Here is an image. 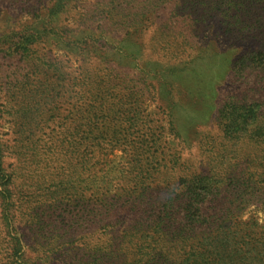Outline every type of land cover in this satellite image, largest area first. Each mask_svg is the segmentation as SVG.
<instances>
[{"label": "rangeland", "instance_id": "obj_1", "mask_svg": "<svg viewBox=\"0 0 264 264\" xmlns=\"http://www.w3.org/2000/svg\"><path fill=\"white\" fill-rule=\"evenodd\" d=\"M53 1L0 0V36L21 30ZM201 1L205 0L192 3L193 14L185 10V0L70 1L57 24L73 29L75 36L102 32L103 37L88 40L90 48L82 50L90 56L86 62L79 49L54 37L32 45L36 56L59 59L62 81L56 75L33 72L24 59L0 53V104L7 102L0 112L1 156L5 168L18 173L7 185L9 192H1L0 186L4 196L0 209L6 208L10 237L19 242V251L12 252L0 231V264H101L97 260L106 261L110 251L106 264H151L153 248L162 244L160 252L169 250L164 237L155 243L159 232L145 226L141 234L135 233L137 217L155 215L157 210L133 211L122 201L156 203L161 211L162 203L178 192L181 175L210 168H224L239 175L238 185L254 186L240 204V219L264 224V123H259L264 122V10H252L237 21L228 19L234 13L225 12L227 0H208V6ZM204 10L209 16L203 23L185 21ZM136 22L143 27L134 31ZM134 35L140 45L131 41ZM241 56L238 79L228 69ZM255 56L257 67L249 63ZM117 62L130 70L118 75L123 83L118 93L141 90L135 104L148 115L155 138L146 166L159 168L145 179L149 195L130 185L133 181L126 172L137 166L120 158L121 152L108 155L101 149L98 158L104 161L87 167L75 160L78 143L66 146V161L59 150L58 144L78 126L77 80L87 70L107 73V66L115 67ZM35 86L47 96L46 90L54 89L53 97L43 95L50 109L35 122L28 121L24 112L12 114L10 105L26 110L25 104L38 97ZM241 95L247 106L255 103V112L261 113L254 123L249 124L251 119L244 124L242 139L229 140L217 125V113L209 116V111L214 101L219 99L222 106ZM150 138L146 134L148 142ZM50 150L58 157L48 166ZM232 182L226 181L229 186ZM113 201L116 210L99 211ZM130 232L133 236L124 237ZM20 253L22 260L17 261Z\"/></svg>", "mask_w": 264, "mask_h": 264}, {"label": "trees", "instance_id": "obj_2", "mask_svg": "<svg viewBox=\"0 0 264 264\" xmlns=\"http://www.w3.org/2000/svg\"><path fill=\"white\" fill-rule=\"evenodd\" d=\"M70 1L72 0H54L48 7H45L43 14L39 15L36 13L34 16L35 20L26 23L21 30L4 32L0 36V53L24 59L33 72L41 71L44 74L56 75L57 79L62 81L64 78L61 71L58 70L60 66L59 59L51 60L36 56L32 45L48 37H54L66 46L79 49L82 61L86 62L90 59V56L82 50L90 48L88 40L103 37L99 35L102 32L92 34L86 33V31L87 35L75 36L73 29L57 24L59 15L66 11ZM194 1L185 0V10L189 9V12H191L190 7ZM227 1L228 8H226L225 12L234 13L228 19L240 21L252 10H264V0ZM201 2L205 5L207 3L206 6H208V0ZM207 13L204 10L197 15L196 19L191 20L189 18L185 20L184 18V20L186 22H195L196 25L201 24L209 16ZM191 14L193 13L191 12ZM133 26L135 27L134 31L143 27L140 22L134 23ZM132 37L131 41L135 45H140V42L136 39L137 36L134 35ZM103 53H106V51H103ZM140 54L141 52H139ZM240 61H243L242 56L238 57L232 63L231 68L229 67L228 69L230 70L229 74H232L233 77L235 75L238 76V79L241 78L239 76L241 73L236 66L240 64ZM250 61V64L257 67L256 56L252 57ZM130 67L134 68L135 66L132 65ZM115 70H117V73ZM107 71V73H104L102 71L90 72L87 70L82 74V79L77 80L81 91L79 95L77 94L79 107L78 126L71 128L64 140L58 144L59 150L65 153L66 161L68 158V151H65L66 146H74L78 143L76 149L78 157L75 160L80 165H87V167L88 165L94 166L100 161H104L98 158L101 149L108 155L114 152H121L120 158L137 166L134 169L128 168L129 172H126L133 181V184L130 185L141 190L140 193L152 194V192L148 191L149 187L146 185L145 179L148 176L151 178L159 167L153 169V167L148 168L146 166V161L152 159L150 150L153 153L155 150L153 148L155 138L151 124L147 120L148 115H144V111L139 106L140 104L138 106L135 104L140 101L139 93L141 90L130 88L125 95L121 96L117 89L123 83L118 78V75H120V72H122V75L127 73L130 71L129 68L117 62L115 67L107 66ZM262 73L264 74V72ZM60 74L61 76L59 77ZM171 88L172 86H169L168 93L171 92ZM53 90L47 89V96L43 92L39 94V86H35L33 91L39 94V99L34 95L25 104L26 110H23L21 106L15 108L10 105L9 111L13 110L12 114L18 112L19 115L20 112H24L28 121L35 122L42 112H45L48 108L43 102L46 99L44 96L53 97L50 92ZM29 92H32V90H29ZM131 99L132 102L134 101L133 103L129 101ZM245 102L246 100L242 95L240 97L234 96L232 100L225 101L222 106H219L220 101L218 99V101H214L213 106L210 108L209 116L213 112L217 113V125L225 134L224 137L229 140L242 139L247 130L244 124H246L247 120L255 119L261 113L259 111L255 112V103L247 106ZM6 105L7 102L0 104V109H2L0 112L4 111ZM247 111L250 114H244ZM78 112L76 111L74 117ZM254 122L255 120L249 121V124ZM146 134L151 137L149 142L148 139H145ZM255 140L260 142L259 138ZM48 155V166H50L49 162H53L58 155L53 153L52 150H50ZM219 156L220 154L217 155V158ZM235 163L238 164V162ZM228 174L229 177H227ZM235 174L228 173L224 168H210L204 172L181 175V186L177 188L178 192L174 197L168 198L167 201L162 203L163 210L161 211L158 210L156 203L122 201L131 205L130 208L133 211L138 209V211L148 212V208L153 212L157 210L155 215H148L144 218L143 216L137 217L139 226L135 233L141 234L145 226L152 229L154 233L159 232L155 237V243L161 236L164 237L163 244H166L169 250L164 249L160 252L162 244L153 248L151 264H264V224L258 225L255 221L245 223L240 219L242 214L240 204L245 200L247 194H252L254 186L248 184L244 186L238 185L239 175ZM262 175L264 176V174ZM17 177L18 173L15 169L7 170L5 168L0 149V186L3 187L1 192H9L7 185L12 183ZM226 181H233L232 186H229ZM49 186H51L50 183ZM9 195L11 194H7V196ZM0 200H4V196H0ZM56 201L59 202L58 199ZM107 204H109L107 206L108 209H104V206H101L99 211L106 210L111 212L116 210L114 201L107 202ZM0 216L3 221V226L0 228L2 240L4 237L12 252H18V239L10 237L12 229L8 226L9 222L6 220L8 217L6 208L0 209ZM142 219L147 220V223L142 221ZM128 236H133L132 232L125 234L124 237ZM122 249L120 247L118 251L120 252ZM110 254L111 251L106 256V261H109ZM176 257L177 259L174 260ZM16 260H22L21 253ZM97 261L101 264H106L104 258Z\"/></svg>", "mask_w": 264, "mask_h": 264}]
</instances>
